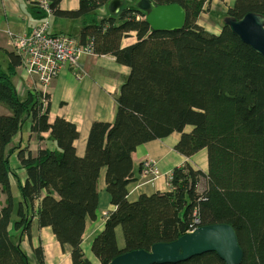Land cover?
<instances>
[{
	"label": "trees",
	"instance_id": "trees-1",
	"mask_svg": "<svg viewBox=\"0 0 264 264\" xmlns=\"http://www.w3.org/2000/svg\"><path fill=\"white\" fill-rule=\"evenodd\" d=\"M53 15H85L81 43L91 42L97 54L110 53L130 67L117 97L114 122L92 124L86 153H77V125L64 118L51 120L48 92L30 90L18 95L13 77L22 56L8 51L7 70L0 64V185L7 202L0 209V264H35L9 227L30 233L51 227L62 245L72 249V264H93L82 247L88 217H97L98 179L106 167V185L115 210L107 214L92 251L100 264L118 255L171 242L198 226L230 223L244 251L242 264H264V56L244 42L225 22L218 33L198 23L208 0H153L180 4L187 12L183 29L153 31L137 2L124 4L118 13L102 16L100 6L112 0H81L77 10H63L62 0H47ZM31 5L39 20L50 17ZM264 15V0H235L226 16ZM134 31L137 40L122 46ZM48 97V98H47ZM27 122L31 134L51 145L33 154L20 146L17 155L27 177L22 182L10 165L9 148ZM190 126L192 129L187 131ZM181 138L176 150L192 156L207 149L208 171L189 163L172 171L171 189L142 193L128 199V186L140 177L133 154L143 143L173 132ZM139 174V175H138ZM19 195L14 196L12 179ZM206 179L205 189L199 185ZM122 226L125 245L120 249L116 228ZM36 264H45L41 246ZM175 264H226L214 251Z\"/></svg>",
	"mask_w": 264,
	"mask_h": 264
},
{
	"label": "crops",
	"instance_id": "crops-1",
	"mask_svg": "<svg viewBox=\"0 0 264 264\" xmlns=\"http://www.w3.org/2000/svg\"><path fill=\"white\" fill-rule=\"evenodd\" d=\"M39 0H0V64L3 70L8 69L10 57L8 51H15L8 31L14 34H23L30 32L31 28L37 23L42 15H33L30 10L31 5L38 6ZM235 0H208L204 6V11L198 18V23L203 25L209 32L217 33L221 31L228 7ZM81 0H62L61 8L63 10H77L80 7ZM220 18L225 16L219 25L212 19L214 15ZM203 16L215 23V26L209 27L206 22L200 20ZM56 18V19H55ZM50 32L68 33L80 37L82 28L85 25V15L78 17H66L51 15ZM213 29L215 30L213 32ZM137 40L136 33L132 31L129 36L122 39V46H127ZM81 68L84 76L77 78L70 67L66 66L60 74L53 80L48 88L50 94L51 108L50 117L54 120L56 117H64L74 122L80 132L75 145L77 153L84 156L86 153L87 139L92 124L95 121L114 122L116 119L118 103L117 97L120 94L124 81L130 74V67L119 63L116 57L110 53L83 55L80 59ZM17 87L18 95L24 97L30 90L37 89L35 78L29 76L23 65L17 68V74L13 77ZM4 108L0 103V109ZM7 110V108H5ZM3 110V111H5ZM192 128L188 126L187 131ZM44 140H39L31 134L30 123L27 122L23 128L16 134L9 148L16 149L20 146H27L33 154H37L39 148L51 145L48 141L49 133H43ZM181 138V133L176 131L167 137L155 139L138 146L133 154L134 171L139 173L140 165L145 158H151L161 173L165 176L160 177L152 187L150 184L136 188L137 181L128 186V199L136 201L142 193L151 194L156 191H168V174L175 167H180L189 163L195 169L208 171V153L207 149H202L192 156H186L176 150V144ZM10 165L16 171L19 179L24 182L27 177L26 170L22 167L16 152L10 155ZM107 168H102L98 179L99 205L97 208V217L86 220V229L83 236L82 247L86 257L93 264H100L98 257L92 251V242L99 234L107 219V214L115 210V205L111 201L110 193L106 185ZM139 175V174H138ZM140 178V177H139ZM12 179V188L14 196L17 198L19 191L17 183ZM7 202V194L0 185V209ZM10 233L14 236L13 240L20 244L21 248L27 253L31 262L37 263L34 254L35 248L41 246L45 256V264H72V249L68 244L62 245L57 239L51 227H39L37 218L32 224L30 233H25L22 229H15L12 223L9 227ZM117 242L120 249L124 248L125 237L122 226L116 228Z\"/></svg>",
	"mask_w": 264,
	"mask_h": 264
},
{
	"label": "water",
	"instance_id": "water-1",
	"mask_svg": "<svg viewBox=\"0 0 264 264\" xmlns=\"http://www.w3.org/2000/svg\"><path fill=\"white\" fill-rule=\"evenodd\" d=\"M124 0H112L109 11L118 13ZM137 8L146 13L153 31L183 29L186 10L178 3L157 4L153 0H139ZM224 22L244 42L264 56V15L250 12L243 18L226 16ZM214 251L226 264H242L244 251L237 232L230 223L198 226L171 242L155 243L150 250L136 249L115 257L109 264H175L196 255Z\"/></svg>",
	"mask_w": 264,
	"mask_h": 264
},
{
	"label": "built area",
	"instance_id": "built-area-1",
	"mask_svg": "<svg viewBox=\"0 0 264 264\" xmlns=\"http://www.w3.org/2000/svg\"><path fill=\"white\" fill-rule=\"evenodd\" d=\"M37 2H40L39 6L48 13L47 16L53 15L47 0ZM101 9L99 12L102 16L108 14L107 8ZM8 34L16 52L22 56V64L26 73L36 79L37 89L35 90L43 92H47L51 80L55 79L66 66L70 67L76 77H83L81 56L97 54L91 42L81 43L74 35L50 32V22L47 19L38 21L30 32L14 34L8 31ZM141 166L142 170L136 188L142 184L154 186L160 178L156 162L151 158H145ZM172 179L173 173H169L170 187Z\"/></svg>",
	"mask_w": 264,
	"mask_h": 264
},
{
	"label": "rangeland",
	"instance_id": "rangeland-1",
	"mask_svg": "<svg viewBox=\"0 0 264 264\" xmlns=\"http://www.w3.org/2000/svg\"><path fill=\"white\" fill-rule=\"evenodd\" d=\"M135 2H137L138 0H134ZM134 1H132V0H126L125 1V6H127V4L128 3H130V4H132V5H135V4H133L134 3ZM233 5V4H232ZM101 8H109V3L107 2V3H104V4H102L101 6H100V9ZM102 10V9H101ZM121 10V9H120ZM47 15H48V13H47ZM214 15V14H213ZM214 17L215 18H213L212 20L215 22L216 21V19H218L217 21H216V23L217 24H221L222 23V20L220 19V18H222L223 17V19L225 18V16L224 15H222L220 18H218L216 15H214ZM56 19V18H55ZM200 20H202L203 22H206V24L209 26V27H213V26H215V23L212 21V20H210V19H208L207 18V16H203V18H201ZM36 22H38V21H36ZM50 22H52L53 23V21L52 20H50ZM203 26V25H202ZM204 27V26H203ZM205 28V27H204ZM207 30V29H206ZM215 30L213 29V32H214ZM218 32H220V31H218ZM217 32V33H218ZM125 38V37H124ZM12 40V39H11ZM12 44H13V41H12ZM14 46V45H13ZM84 55H87V54H84ZM1 53H0V58H1ZM83 56V55H82ZM81 56V57H82ZM81 59V58H80ZM23 61V60H22ZM1 63V62H0ZM23 65V64H22ZM83 74H84V71H83ZM77 78H79V79H81V77H78L77 76ZM54 80V79H53ZM53 80H51V83L53 82ZM51 83L49 84V86L51 85ZM49 88V87H48ZM48 88H47V90L46 91H48ZM3 105V107L4 108H2V109H0V112H5L6 110H5V108H7L6 107V105H4V104H2ZM3 110H5V111H3ZM8 110V109H7ZM92 127V126H91ZM90 131H91V129H90ZM89 135H90V132H89ZM80 136V135H79ZM88 138H89V136H88ZM87 142H88V139H87ZM86 148H87V145H86ZM138 148V147H137ZM137 150V149H136ZM148 158V157H147ZM144 161V160H143ZM142 161V162H143ZM157 166V165H156ZM106 168V167H105ZM141 170H142V166L140 165V172H141ZM107 171V170H106ZM101 173V172H100ZM158 173H159V175H160V177H163V176H165V174L164 173H161L160 172V170L158 169ZM172 173V172H171ZM168 182V186H170V183H169V181H167ZM141 186H144V184H142ZM140 186V187H141ZM205 186H206V179L205 178H202V181H201V183H200V185H199V188H200V190H204L205 189ZM153 187V186H152Z\"/></svg>",
	"mask_w": 264,
	"mask_h": 264
},
{
	"label": "bare ground",
	"instance_id": "bare-ground-1",
	"mask_svg": "<svg viewBox=\"0 0 264 264\" xmlns=\"http://www.w3.org/2000/svg\"><path fill=\"white\" fill-rule=\"evenodd\" d=\"M48 98V97H47Z\"/></svg>",
	"mask_w": 264,
	"mask_h": 264
}]
</instances>
